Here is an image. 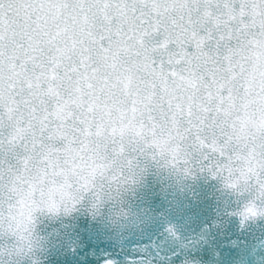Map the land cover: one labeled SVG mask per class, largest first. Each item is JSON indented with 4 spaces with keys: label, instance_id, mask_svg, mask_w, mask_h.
Instances as JSON below:
<instances>
[{
    "label": "snow or ice",
    "instance_id": "6c2138e0",
    "mask_svg": "<svg viewBox=\"0 0 264 264\" xmlns=\"http://www.w3.org/2000/svg\"><path fill=\"white\" fill-rule=\"evenodd\" d=\"M144 155L264 201V0H0V241Z\"/></svg>",
    "mask_w": 264,
    "mask_h": 264
},
{
    "label": "water",
    "instance_id": "95a60500",
    "mask_svg": "<svg viewBox=\"0 0 264 264\" xmlns=\"http://www.w3.org/2000/svg\"><path fill=\"white\" fill-rule=\"evenodd\" d=\"M127 204L135 218L118 227L86 205L55 218L37 213L41 264H264V218L242 225L231 214L240 200L207 172L174 178L149 163Z\"/></svg>",
    "mask_w": 264,
    "mask_h": 264
},
{
    "label": "clouds",
    "instance_id": "9594fccd",
    "mask_svg": "<svg viewBox=\"0 0 264 264\" xmlns=\"http://www.w3.org/2000/svg\"><path fill=\"white\" fill-rule=\"evenodd\" d=\"M167 160L168 157L166 156H158L155 159H152L149 155L137 156L133 159V164L130 168L125 166L122 169V178L120 181L115 183L105 181L103 188L100 189L99 184L101 182L97 180V187L83 194V199L74 206H71L69 212L66 213L63 207H61L57 213H52L47 210L36 212L34 214V222L30 225V248L26 244L23 254L17 255L14 249H12L11 240L0 241V243H5L7 245L4 253L0 254V264H21V262L25 260L29 261L30 264H41L38 253L43 246V240L36 231L37 213L55 218L59 215L67 216L78 208L86 205L89 215L93 217H100L103 215L106 217L108 223L114 227L131 223L135 218V211L128 206L127 199L133 190L139 186L147 164L154 162L156 167L162 169L174 178L182 179L186 176H191L183 173V165H179L178 167L181 170H177V167L171 166L167 163ZM215 178L219 179L222 189L233 194L240 200L239 207L235 208L231 214L237 216L242 225L245 222L253 221L257 218H264V201H261L254 195L241 194V189H230L226 187L221 177L217 176ZM97 193L99 194V199H97ZM253 204L255 206V215L248 211L249 207ZM165 231L170 235H175V229L170 224L165 225ZM9 250H12L11 256L8 255ZM181 264H195V262L188 259L182 261Z\"/></svg>",
    "mask_w": 264,
    "mask_h": 264
}]
</instances>
